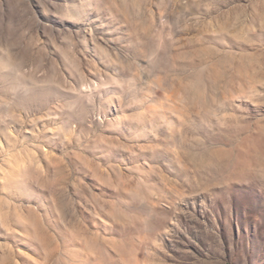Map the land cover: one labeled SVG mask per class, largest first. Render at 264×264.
Returning <instances> with one entry per match:
<instances>
[{
	"label": "rangeland",
	"instance_id": "rangeland-1",
	"mask_svg": "<svg viewBox=\"0 0 264 264\" xmlns=\"http://www.w3.org/2000/svg\"><path fill=\"white\" fill-rule=\"evenodd\" d=\"M0 264H264V0H0Z\"/></svg>",
	"mask_w": 264,
	"mask_h": 264
}]
</instances>
